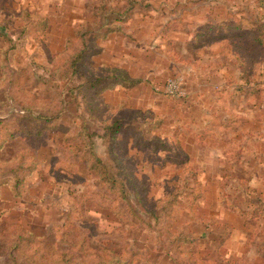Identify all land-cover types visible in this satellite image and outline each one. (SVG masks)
<instances>
[{
    "label": "rangeland",
    "instance_id": "1",
    "mask_svg": "<svg viewBox=\"0 0 264 264\" xmlns=\"http://www.w3.org/2000/svg\"><path fill=\"white\" fill-rule=\"evenodd\" d=\"M202 258L264 264V0H0V264Z\"/></svg>",
    "mask_w": 264,
    "mask_h": 264
},
{
    "label": "trees",
    "instance_id": "2",
    "mask_svg": "<svg viewBox=\"0 0 264 264\" xmlns=\"http://www.w3.org/2000/svg\"><path fill=\"white\" fill-rule=\"evenodd\" d=\"M43 24H44V22H43ZM85 55H86L85 54V50L82 49L80 51V54L76 56V60L75 61L76 62L82 61V59H84ZM75 61H74L73 65L75 64ZM112 72H113V74H116V75L112 76V78L110 80H108V84L109 85H115V84L124 85L126 82H130L131 81L130 78L125 73V71H123V70L113 68L112 69ZM119 74H122L123 77L120 76ZM104 81H105L104 78L96 77V78L92 79L91 85L94 86V87H96V88L101 89V88L104 87ZM85 83L87 84L88 83V80H86ZM135 83L136 82H131L130 84H127L126 87H132V86H134ZM48 119L49 118H46V117L44 118L45 121L48 120ZM114 125H115V127H112L111 128V130L114 129L112 131L111 136L115 135V133L119 130V125H118L117 121L114 122ZM10 135H12V134H10ZM91 169H93L95 172H97L99 174V176L101 177L102 183H106V184L110 185L111 188H113V189H114V187H116V180H115V178L113 177V175H110L109 171L107 170V168L105 167V165H103L101 163L100 160L95 159L94 160V163H93V165L91 167ZM177 241L179 243L181 240L179 239ZM205 262H206V260L204 258H202V260H200V262H197V261H194V260H190L189 261V264H206ZM174 264H178V263L177 262H174ZM234 264H240V263L236 262Z\"/></svg>",
    "mask_w": 264,
    "mask_h": 264
},
{
    "label": "built area",
    "instance_id": "3",
    "mask_svg": "<svg viewBox=\"0 0 264 264\" xmlns=\"http://www.w3.org/2000/svg\"><path fill=\"white\" fill-rule=\"evenodd\" d=\"M177 83H174L173 81H171V83L168 84V90L170 93H172L174 96H182L184 95V91L182 92V89L180 90L178 84L177 86H175Z\"/></svg>",
    "mask_w": 264,
    "mask_h": 264
}]
</instances>
